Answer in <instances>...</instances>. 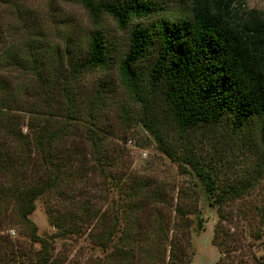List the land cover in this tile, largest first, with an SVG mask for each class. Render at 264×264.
<instances>
[{"label":"trees","instance_id":"trees-1","mask_svg":"<svg viewBox=\"0 0 264 264\" xmlns=\"http://www.w3.org/2000/svg\"><path fill=\"white\" fill-rule=\"evenodd\" d=\"M48 1L56 21V0ZM65 1L81 4L92 27L80 37L69 29L60 45L24 21L31 12L25 0H0L24 32L4 43L0 28V230L16 227L28 239L25 244L0 233V264H49L53 239L73 233L117 264L190 260L184 228L188 213L202 227L196 204L189 210L192 203L182 199L173 206L171 234L158 216L151 230L139 231L145 201L160 193L124 168L128 152L112 141L115 127L106 120L110 103L120 124H140L179 172L200 182L218 216L211 240L220 254L214 264H264L263 254L251 249L264 231L263 205L245 229L249 259L234 254L242 234L224 227L234 219L227 203L264 174V9L245 0H173L178 7L171 11L166 0ZM106 15L126 33L117 55L101 25ZM113 66L122 97L108 75ZM12 70L26 76L13 81ZM96 70L103 74L96 87L83 90L82 76ZM126 128L118 135L122 142ZM80 134L87 151L76 146ZM203 136L213 150L202 148ZM219 142L250 148V172L229 181L228 174L220 176L222 161L231 157ZM89 172L117 193L110 210L94 205L90 196H76V182ZM38 198L54 227L52 237L41 235L30 217Z\"/></svg>","mask_w":264,"mask_h":264},{"label":"rangeland","instance_id":"rangeland-1","mask_svg":"<svg viewBox=\"0 0 264 264\" xmlns=\"http://www.w3.org/2000/svg\"><path fill=\"white\" fill-rule=\"evenodd\" d=\"M166 1L167 5L165 7L169 11L178 7L177 2L175 3L173 0ZM245 1L248 6L264 9V0ZM48 2V0H25L24 3L26 7L28 6L31 9V12L25 15L24 21L29 25L35 24L40 29V32L44 34V37L48 39V43L49 41H56L62 45L69 29H71L73 34L75 33L80 37L85 36L88 29L92 27L91 19L81 4L73 1L56 0L53 4V12H55L53 19H56V23L50 15ZM21 25L12 8L0 4V28L4 31L1 39L4 43L24 36L23 31L19 32ZM101 25L104 33L115 41L117 55V52L121 51L124 46L125 31L117 27L114 20L107 15L102 18ZM2 46L3 44L1 43L0 48ZM22 75L23 77L26 76L22 72L12 70L10 77L11 80L15 81L16 79H20ZM101 75L103 74L99 70L84 73L81 78L83 90L91 91L94 89ZM108 75L114 77L115 85L113 86V90L116 96L122 97V89L118 85L117 69L115 66L109 70ZM105 111L106 120L115 127L113 135L110 136L112 141L121 143L128 152V156H126L128 162L125 164L126 167L124 165V168L127 171H131L132 177L136 181L143 182L144 188L160 193L159 199L147 198L148 200L145 201L144 209L139 213V231L151 230L152 219L158 216L166 220L169 234H171L170 229L175 218L173 206L178 201H182V199L184 202L190 201L189 203L192 204L188 209L192 210V206L196 204L202 217V227L197 228L194 214H187L188 219L186 221L188 222V226L186 228L188 232L184 228V233L190 235L193 254L186 264H214L220 254L217 246L211 240L213 226L218 216L216 208L208 204L206 193L200 182H198V179L194 175L191 176L179 172L177 163L169 159L156 147L152 137L140 124L135 123L129 128H126L125 124H120L116 118L113 104H108ZM125 128L126 138L125 142H122L118 135H121ZM207 138L202 137V148L209 151L212 149L209 146L211 140L209 138L207 140ZM75 142L76 146L87 151L82 134L76 137ZM219 143L220 150L226 151L229 157H231L230 160L225 161V159L222 161L223 170L220 172V176L228 174L230 176L228 178L229 181L232 179L231 177L242 176L246 172H250L251 163L248 161L249 156L251 157L252 154L250 148ZM76 184L80 190L76 191L78 198L79 196H90L94 205L101 209L107 208V210H110V208L114 207L115 204L112 198L116 200L117 193L115 191H107L98 176L90 175L89 172L87 178L86 176L80 178ZM227 204L226 210L234 215V219L232 223L225 222L224 227L233 233L242 234L239 239L240 241H238V243H242L241 247L235 249L234 254L238 257L248 258V248L244 245L247 243L245 229L248 223L253 225L257 221L258 207L264 206V174L244 195L230 200ZM239 213H243V217ZM30 217L37 224L38 232L41 235L53 236L54 227L48 221L43 198H38L35 201V208ZM0 233H7L11 238L19 241L23 240L25 244L28 243V239L16 227L7 226L0 230ZM53 241L54 249L52 255L54 258L49 264H117L114 259L105 256L103 251L98 246L93 245L85 236L73 233L65 237H55ZM251 249L256 253H262L264 257V231L261 237L252 244Z\"/></svg>","mask_w":264,"mask_h":264},{"label":"built area","instance_id":"built-area-1","mask_svg":"<svg viewBox=\"0 0 264 264\" xmlns=\"http://www.w3.org/2000/svg\"><path fill=\"white\" fill-rule=\"evenodd\" d=\"M144 154V153H143Z\"/></svg>","mask_w":264,"mask_h":264}]
</instances>
